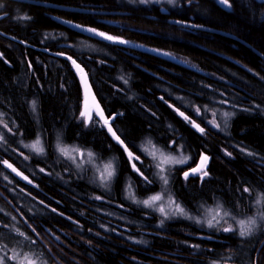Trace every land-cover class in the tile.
<instances>
[{"label": "trees", "instance_id": "trees-1", "mask_svg": "<svg viewBox=\"0 0 264 264\" xmlns=\"http://www.w3.org/2000/svg\"><path fill=\"white\" fill-rule=\"evenodd\" d=\"M0 264H264V0H0Z\"/></svg>", "mask_w": 264, "mask_h": 264}, {"label": "rangeland", "instance_id": "rangeland-1", "mask_svg": "<svg viewBox=\"0 0 264 264\" xmlns=\"http://www.w3.org/2000/svg\"><path fill=\"white\" fill-rule=\"evenodd\" d=\"M96 112L93 111L92 108L90 109H82L81 114H80V119L81 121H83L85 123V125H89L92 122V119L95 117ZM63 155L70 158L71 160L75 161L78 165H82L85 164L87 162H93V158L90 156V154L85 153L83 151H79L77 149H73V148H63L62 151ZM150 152L152 154L149 153V155L153 158L159 157L160 161L156 162V166L159 170H161L162 172L165 170V168H167V165L169 163H171L172 161L175 160L176 157L171 156V155H166L164 153L161 152H156L155 150L153 151V149L150 150ZM129 159L132 162V164L134 165V161L136 160V157L134 155H132L131 153L129 154ZM179 159V158H177ZM180 161L184 162V160L179 159ZM100 177L102 179H108L111 176L112 173V169L110 165H106V166H100ZM173 204L168 201V205L167 206H163V209L166 210L167 207H170ZM242 227L244 229L243 235H246L249 232V229H251V227L249 226V224H242ZM228 229V228H226ZM229 230V229H228Z\"/></svg>", "mask_w": 264, "mask_h": 264}, {"label": "water", "instance_id": "water-1", "mask_svg": "<svg viewBox=\"0 0 264 264\" xmlns=\"http://www.w3.org/2000/svg\"><path fill=\"white\" fill-rule=\"evenodd\" d=\"M76 70H77V73L78 75H80V77L85 80V74L83 72V70L78 66L76 65ZM89 89H86V99H85V106L84 108L85 109H90L92 108L94 112H96L98 115L100 114V107L98 105V103L96 102L93 94L91 93V91L89 93H87ZM112 120V119H111ZM112 136L115 140H117L118 142H120V139L118 138V136L116 135L115 132H112ZM203 167V162L200 161L199 164L197 165L196 168H194L193 170H191L190 172L192 173H195V172H198L201 168Z\"/></svg>", "mask_w": 264, "mask_h": 264}]
</instances>
